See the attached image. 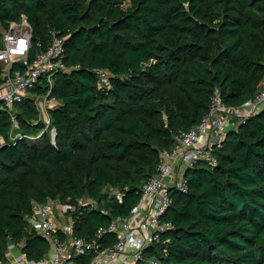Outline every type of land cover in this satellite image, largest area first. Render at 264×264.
<instances>
[{
  "label": "trees",
  "instance_id": "obj_1",
  "mask_svg": "<svg viewBox=\"0 0 264 264\" xmlns=\"http://www.w3.org/2000/svg\"><path fill=\"white\" fill-rule=\"evenodd\" d=\"M22 17L34 49L55 32L79 69L53 77L48 126L30 100L14 109L16 130L0 111V258L9 241L29 261L48 251L26 229L33 203L87 198L73 226L82 239L126 218L160 153L199 123L215 90L236 107L264 81V0H0V33ZM94 69L110 73V89H98ZM215 155L216 166L184 173L186 193L171 192L161 217L170 228L145 251L158 264H264V109Z\"/></svg>",
  "mask_w": 264,
  "mask_h": 264
},
{
  "label": "built area",
  "instance_id": "obj_2",
  "mask_svg": "<svg viewBox=\"0 0 264 264\" xmlns=\"http://www.w3.org/2000/svg\"><path fill=\"white\" fill-rule=\"evenodd\" d=\"M50 36L44 50L39 49L40 43L34 49L31 28L24 17L20 23H12L7 31L0 33V111L8 113L13 130L17 129L16 106L30 100L40 119L41 116L49 117L48 111L58 105L56 100L49 98L53 77L79 69V66L65 64L64 39L55 32ZM92 73L98 89L111 88L108 71L94 69ZM45 86V92H38ZM263 109L264 81L251 99L236 107L224 105L215 90L209 109L199 123L175 134L173 146L160 153L156 174L141 185L139 201L126 218L114 219L108 227L99 228L92 237L82 239L74 235L73 226L77 212L92 204L87 198L33 203L30 213L24 216L26 229L42 238L48 251L40 260L29 261L21 251L23 244L9 241L0 264H74L76 258L88 254L92 256L89 264H158L156 258L146 256L145 251L158 243L170 228L161 217L172 203L171 192L186 193L184 173L197 163L216 166L215 151L228 132L236 131L240 123ZM53 131L50 130L51 137ZM16 137L21 135L11 134L9 139L13 141ZM3 142L0 136V144ZM107 191L121 202L117 189ZM107 234L113 237V243L106 247L102 241Z\"/></svg>",
  "mask_w": 264,
  "mask_h": 264
},
{
  "label": "rangeland",
  "instance_id": "obj_3",
  "mask_svg": "<svg viewBox=\"0 0 264 264\" xmlns=\"http://www.w3.org/2000/svg\"><path fill=\"white\" fill-rule=\"evenodd\" d=\"M41 120H42V122L46 125V121L47 120H49V117H47V116H41Z\"/></svg>",
  "mask_w": 264,
  "mask_h": 264
},
{
  "label": "water",
  "instance_id": "obj_4",
  "mask_svg": "<svg viewBox=\"0 0 264 264\" xmlns=\"http://www.w3.org/2000/svg\"><path fill=\"white\" fill-rule=\"evenodd\" d=\"M54 137H55V132L53 131L52 139H54Z\"/></svg>",
  "mask_w": 264,
  "mask_h": 264
}]
</instances>
